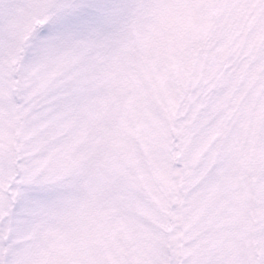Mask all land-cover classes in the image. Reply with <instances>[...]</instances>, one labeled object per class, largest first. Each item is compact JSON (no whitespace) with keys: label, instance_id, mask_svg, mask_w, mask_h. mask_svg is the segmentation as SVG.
Masks as SVG:
<instances>
[{"label":"snow or ice","instance_id":"obj_1","mask_svg":"<svg viewBox=\"0 0 264 264\" xmlns=\"http://www.w3.org/2000/svg\"><path fill=\"white\" fill-rule=\"evenodd\" d=\"M0 264H264V0H0Z\"/></svg>","mask_w":264,"mask_h":264}]
</instances>
